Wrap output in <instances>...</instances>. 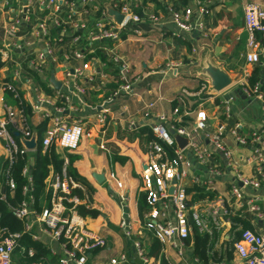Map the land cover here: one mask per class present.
I'll list each match as a JSON object with an SVG mask.
<instances>
[{
    "label": "built area",
    "instance_id": "2783aa9c",
    "mask_svg": "<svg viewBox=\"0 0 264 264\" xmlns=\"http://www.w3.org/2000/svg\"><path fill=\"white\" fill-rule=\"evenodd\" d=\"M89 1L28 0L23 4L24 10H20L17 14L13 13L2 28L0 68L7 74L0 80V108L2 109L0 145L3 149V159L0 163V201L4 203L10 215L20 223V230H11L0 222V264H17L12 260L11 254L18 239L24 234L32 240L41 241V238H48L49 241L55 242L58 246L57 252L52 247L48 249L52 254H57L58 264H85L93 249L104 246L103 237L86 228L83 216L75 210L80 201L84 203L87 200V194L84 193L82 198H78L73 193V190L84 191V186L72 178L66 155L62 154L58 158L61 160L59 171L45 180L48 198L42 207L38 209L35 207L29 175L31 164L29 158L20 171L25 179L21 187V198L18 201H10V199L13 200L14 192L10 166L15 162L18 154L27 153L28 148L23 145V141L32 138L36 145L35 131L30 123L31 114H37L38 122H45L41 137L42 150L51 144L62 152L72 150L78 145L81 137L88 135L83 123L78 120L68 122L63 116V111L72 108L71 91L83 93L85 88H92L86 84H95L97 87L104 84L107 77L101 70L104 63L88 56L89 53L94 52L97 45L103 44V53L110 56L118 85L109 93L104 105L92 111L95 123L103 126L113 118L121 119L126 112V107L115 104L116 101L134 94V85L138 78L127 74L126 64L114 53V43L119 39V29L131 28L137 31V25L141 20L146 18L148 21H157V16L152 13L146 14L144 18L137 15L134 9L137 6V0H108L111 10L121 15L120 22L115 20L113 14L103 10L100 11L98 18L93 19V29L88 35H81L77 32L83 26L78 15L85 12V6ZM106 2L107 0H103L104 5ZM164 5L166 14L174 24L173 35H189L202 30V19L206 11L202 5L196 7L195 11L188 6L174 7L169 2ZM32 6L39 7L41 11L45 10L36 19L34 30L43 46L35 53L26 54L25 65L40 73L46 61H55L54 57L46 60L47 54H51L52 44L68 49V53L61 51L58 54L61 61L69 62L71 59L81 61L77 67L63 66L60 69L62 81L65 82L63 86L69 83L66 88L70 89L66 93L55 91L56 96L61 98V104L54 97L44 93L40 87L31 85L29 89L32 93L31 100L26 108L23 104L25 99L21 97L18 86L15 84L21 79V65L19 62L10 68L8 65L12 52L29 47V41L18 39L16 32L25 27L24 24L29 19V12L26 11ZM63 9L67 13V16H64L66 18L77 15L76 20L70 25L60 17ZM51 28L57 30V35L53 39L49 36ZM244 28L247 33L245 61L259 63L260 58L264 57L263 6L250 4L245 7ZM107 42H110V45H107ZM75 79H80L84 85L76 84ZM238 88L246 97L256 96L263 99L259 82L250 84L248 81H242ZM211 91L215 93L210 88L209 81L202 80L194 93L184 88L180 89L173 96L175 104L168 113L154 112L155 102L151 100L142 107L138 120L135 121L129 116L123 118L126 130L132 131L139 126L137 121L147 120V127L152 133V137L145 143V161L140 168V192L143 195L144 207L140 214L139 232H148L162 246L173 250L175 261L167 260V264H264V230H243L241 237L231 244L234 253L231 259L204 261L206 259L190 254L187 250L192 242L190 238L192 227L198 234L206 235L208 241L215 238L214 232L219 230L222 218L229 213L228 198L243 202L248 211L264 217V212L260 211L256 203L257 198L247 196L234 183L229 185L226 198L216 196L214 201L204 207H196L188 201L185 178L190 185L204 187L206 191L212 189L214 185L211 175L204 179L190 168L191 164L187 155H192L195 160L203 163L212 149L222 151L223 155L229 158L232 151L223 141L224 133L231 134L237 146L249 148L251 152L249 159L252 161L257 177L248 179L238 174L241 185L257 186L259 179L264 177V129L257 128L247 134L241 133L242 125L236 120L229 128L219 123L214 130L207 131L206 112L197 103L188 110L187 97L202 95L206 98H215ZM203 92L205 94H201ZM5 94L10 95L12 104L5 102ZM215 108L222 112L224 118L231 117L229 104L223 103ZM189 112L193 114L191 121L180 124L182 117ZM175 136L184 139L182 147L175 142ZM98 147L103 150L106 148L101 141ZM208 172L218 173L215 167H209ZM106 182L109 191L112 190L110 183L115 189L121 188V182L114 172L107 173ZM169 188H171L170 193ZM123 199L122 195H118L121 207ZM131 224L130 219L125 217L119 219L117 225L122 236L128 240V248L120 251L117 257H110L107 264H155L147 254L142 235H139V232L134 235ZM22 252L23 256L27 257L34 253L32 248H22Z\"/></svg>",
    "mask_w": 264,
    "mask_h": 264
},
{
    "label": "crops",
    "instance_id": "0c3cea01",
    "mask_svg": "<svg viewBox=\"0 0 264 264\" xmlns=\"http://www.w3.org/2000/svg\"><path fill=\"white\" fill-rule=\"evenodd\" d=\"M27 1L0 0V45L2 44V28L5 26L6 21L11 18L13 13L17 14L20 10H24L23 4ZM90 1L85 6V12L78 15L83 26L77 32L86 36L93 29L92 21L98 18L100 11L106 10L108 14H112L110 13L112 10L108 0L105 5L103 0ZM167 2L174 7L188 6L193 11L200 5L205 7L202 30L189 35H173L174 24L165 12L164 4ZM250 4L264 7V0H137V6L134 8L137 15L144 18L146 14L152 13L157 16V21H148L144 18L137 25V31H133L131 28L119 29V39L114 43V53L126 64L127 74L131 77L136 76L138 81L134 85L133 95L121 98L115 103L126 107L123 117L121 119L113 118L103 126L95 123L92 111L104 105L109 93L117 87L118 79L115 70H112L113 63L110 61V56L103 53V44L97 45L99 47L96 46L94 52L88 54L89 57L97 58L104 63L101 68L107 75L104 84L101 87H97L95 84H86L92 88H85L83 93L71 91L70 105L72 108L63 111V116L68 122L78 120L83 123L88 135L81 137L78 145L72 150L62 152L54 146L58 158L62 154L67 156L68 168L72 178L84 186V191L77 190L73 193L78 198H82L84 193L87 194V200L84 203L80 201L75 210L83 216L86 228L100 234L105 242L104 246L95 248L90 252L85 264H107L110 257H117L120 251L128 248V240L122 236L117 225L121 217L131 220L134 235L140 230V214L143 209L139 214L137 202L139 195L142 194L140 192V168H142L145 161V143L147 140H145L146 133H142L133 139H129L128 134L136 133L141 127L147 129L148 127L147 120L137 121L139 123L137 128L132 131L126 130L124 117L129 116L134 118L135 121L138 120L142 107L147 101L151 100L155 102L154 112L168 113L175 104L173 96L180 89L184 88L188 92L194 93L202 80H207L210 84L207 70L208 67H211L226 74L230 79V84L221 91L214 90L210 84V88L215 91V93L213 91L210 93H213L215 98H206L202 95L187 97L188 110L197 103L206 112L207 131L214 130L219 123L229 128L236 120L242 125L241 133L247 134L257 128L264 129V60L253 64L246 62L244 58L247 37L244 28V9ZM44 11L39 10V7L36 6L30 7L26 11L29 12V19L24 24L25 27L16 32V37L20 40L29 41V47L12 52L8 64L9 68L17 62L21 65V79L15 84L18 86L21 97L25 99L23 104L26 108H28L31 100L32 93L29 90L31 85L36 88L40 87L44 93L49 97H54L61 104V98L56 96L55 91L66 93L70 89L66 88L69 83L63 86L65 82L62 81V71L60 69L63 66L67 68L77 67L81 62L74 59L69 62L61 61L58 54L61 51L68 53V49L52 44L51 54H47L46 60L54 57L55 61L45 60L46 62L40 73L25 65L26 54L35 53L43 46L34 30L36 19ZM64 16H67V13L63 9L60 12V17L68 25L77 18V15L70 18ZM56 35L57 30L51 28L49 35L51 39ZM106 44L110 45V42ZM254 68H259L258 78L263 99L256 96L246 97L238 88L240 82H249V77ZM6 74L0 68V80L4 79ZM51 76L53 81L50 79ZM54 82H58V87H55ZM75 83L84 85L80 79H75ZM233 90H236L237 94L228 100L222 99L224 94ZM201 94H205V92ZM5 102L13 103L10 95L5 94ZM223 103L230 106L231 117L229 119L224 118L222 112L215 108ZM1 113L2 109L0 108ZM30 117V123L34 129L40 122H38L37 114H31ZM192 117V112H189V114L182 117L180 124L190 122ZM150 134L152 135L151 131ZM100 141L104 143L105 150L98 147ZM223 141L231 148L232 155L229 158L224 156L222 151L212 149H210V154L203 163L195 160L192 155H187L191 164L190 168H193L194 172L198 173L201 178L205 179L211 175L214 185L209 191L198 186L203 189L204 193L210 192L211 197L205 195L202 198H195L198 191L194 189L187 192L189 203L200 208L210 204L216 196L226 198L229 185L234 183L247 196L256 197V203L260 207V211L264 212V177L259 179L257 186L241 185L238 179V174L248 179L257 177L253 170L252 161L249 159L251 153L249 148L237 146L233 136L229 133H224ZM34 149L35 145L28 151L34 152ZM28 151L26 155L29 161L32 162L33 153ZM2 159L3 149L0 145V163ZM209 167H215L218 173L210 174L208 172ZM109 171L114 172L121 182V188L119 189H115L113 184L110 183L112 192L107 189L106 175ZM53 173L51 166H48L47 175L43 180L42 193L35 199L37 209L47 202L48 193L45 180ZM93 173L102 174L103 181L98 183L93 177ZM186 184V189L193 186L188 181ZM118 195H122L124 198L122 207L118 202ZM227 200L229 213L222 218L219 230L214 232L215 238L211 241L207 240L205 261L222 258L231 259L233 257L231 244L235 241L236 231H240L242 228L241 220L248 223V229L250 230H264V217L248 211L246 204L243 202L232 198ZM79 207L94 210L96 215L91 216L90 213H81ZM232 217H237L240 221L235 222L231 219ZM139 235H142L141 238L146 243L147 254L151 257L153 263L167 264V260H170V262L175 261L172 249L162 246L146 231L139 232ZM37 242L45 247L47 251L43 258L27 262V258L32 257L34 253L30 257L23 256L22 248L31 247L17 243L11 254L12 260L17 264H58L57 254H52L48 249L52 247L57 252L58 246L56 243L49 241L48 238H41V241ZM187 250L190 254L196 255L192 242ZM135 262L137 263L136 260Z\"/></svg>",
    "mask_w": 264,
    "mask_h": 264
},
{
    "label": "trees",
    "instance_id": "16d2710c",
    "mask_svg": "<svg viewBox=\"0 0 264 264\" xmlns=\"http://www.w3.org/2000/svg\"><path fill=\"white\" fill-rule=\"evenodd\" d=\"M264 58H260V61H263ZM259 68H254L251 76L249 77V83L254 84L255 82H259L258 78V71ZM45 122L39 123L37 126L34 127L35 135H36V145L35 149L32 155L31 164H30V179H31V186H32V193L35 197V199L40 196L43 189V180L47 175L48 172V166H51L54 172H58L60 168L61 160L58 159V156L54 150V147L51 145L47 146L44 150H42L41 147V137L42 132L44 131ZM146 133L145 140H148L152 137L150 134L149 128L141 127L139 128L136 133H129L128 138L133 139L135 137H138L140 134ZM17 139V137H15ZM27 155L26 154H18L16 157L15 162L10 166V174L14 181V192H13V200L10 199L11 202L18 201L21 198V187L25 182L24 177L21 176V168L27 161ZM70 172V171H69ZM197 190L198 194L195 195V198H202L205 195H208L211 197L210 192L204 193L203 189L198 186H191L186 189V192H189L190 190ZM73 192H76L73 190ZM143 195H139V199L137 202V209L138 213L140 214V211L143 209ZM79 212L81 213H90L91 216L96 215V211L94 210H86L83 207H79ZM233 221L238 222L240 221L237 217L231 218ZM0 222L1 224L7 225L9 229L11 230H20V223L10 215V213L6 210L4 203L0 201ZM242 223V228L240 231H236V237L235 240L239 239L241 237V233L243 230L248 229L249 225L245 221H240ZM192 239L193 244V250L196 255L199 256L201 259H206V249H207V237L206 235H200L198 234L194 228L192 227V235L190 236ZM24 244L26 247H31L34 249V255L30 258H27V262H31L34 260H38L39 258H43L46 254L45 247H42L39 242L33 241L29 238L27 235H22L18 239V244ZM205 261V260H204ZM19 262V261H18ZM20 263V262H19Z\"/></svg>",
    "mask_w": 264,
    "mask_h": 264
},
{
    "label": "water",
    "instance_id": "95a60500",
    "mask_svg": "<svg viewBox=\"0 0 264 264\" xmlns=\"http://www.w3.org/2000/svg\"><path fill=\"white\" fill-rule=\"evenodd\" d=\"M110 13L113 14V16L115 17L116 21L119 22L121 19V15L115 11L112 10L110 11ZM208 74H209V78H210V84L213 87L214 90L216 91H221L223 88H226L229 84H230V79L229 77L222 73L221 71H218L216 69H213L211 67H208ZM51 81H53L52 76L50 77ZM55 87H58V82H54ZM237 94L236 90L230 91L229 93H226L222 96V99L224 100H228L230 97H232L233 95ZM15 135H17V133H14ZM175 142L177 143V145L179 147H182L184 145V139L180 136H175ZM23 145L28 148V149H32L35 145L34 140L31 138L29 140H25L23 141ZM93 177L95 178V180L100 183L103 181V175L102 174H94L93 173ZM168 192H171V188H169Z\"/></svg>",
    "mask_w": 264,
    "mask_h": 264
},
{
    "label": "rangeland",
    "instance_id": "374dc122",
    "mask_svg": "<svg viewBox=\"0 0 264 264\" xmlns=\"http://www.w3.org/2000/svg\"><path fill=\"white\" fill-rule=\"evenodd\" d=\"M29 153H33V151H28ZM29 153H28V155H29ZM185 181L187 182L188 181V179L187 178H185ZM195 230V229H194Z\"/></svg>",
    "mask_w": 264,
    "mask_h": 264
}]
</instances>
